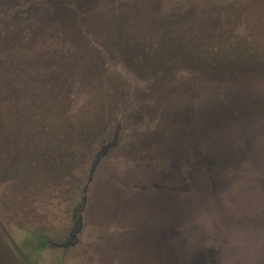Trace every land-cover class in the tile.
Wrapping results in <instances>:
<instances>
[{
	"label": "rangeland",
	"instance_id": "374dc122",
	"mask_svg": "<svg viewBox=\"0 0 264 264\" xmlns=\"http://www.w3.org/2000/svg\"><path fill=\"white\" fill-rule=\"evenodd\" d=\"M186 31L194 34L189 45ZM198 34L206 53L194 51ZM210 53L222 62L218 77L211 66L187 62ZM191 78L199 96L228 91L240 104L259 96L262 106L239 107L242 115L215 133L223 149L191 148L190 162L198 166L201 153L203 171L186 167L188 179L173 184L156 171L184 170L185 159L141 130L151 122L168 127L150 110L155 98ZM139 94L149 96L150 109L136 102L122 113L120 142L107 148L85 193L92 159L118 129L116 112L106 119V111ZM89 130L102 143L92 147ZM135 133L126 144L122 137ZM176 183L184 189L175 201L171 188L166 208L174 240L158 228L154 264H264V0H0V264H116L125 245L114 234L131 228L99 225L90 205L108 190L129 200L142 185L154 193Z\"/></svg>",
	"mask_w": 264,
	"mask_h": 264
},
{
	"label": "flooded vegetation",
	"instance_id": "af4514ba",
	"mask_svg": "<svg viewBox=\"0 0 264 264\" xmlns=\"http://www.w3.org/2000/svg\"><path fill=\"white\" fill-rule=\"evenodd\" d=\"M191 1V0H189ZM194 31V30H191ZM191 31L185 32V37H188L186 39L182 38L181 42L184 40L190 39L194 34ZM176 35H172V37H175ZM184 39V40H183ZM156 39L152 38V43H154ZM220 50V49H219ZM218 61V60H217ZM214 62L211 67H204L210 68L214 70V73L216 77H218V69L221 67L220 63L222 62ZM188 64L193 65L194 67H198L199 69L202 67L199 64L191 63ZM230 68L228 77L231 79H235L237 73L234 70L232 66H228ZM202 69V68H201ZM222 75V74H221ZM220 75V76H221ZM223 79V78H222ZM228 81V80H227ZM197 83V78H191V81L183 83V84H175L172 83L171 86H169V89H173V92L170 93L169 96H157L155 98V108L150 109L149 101L147 97L149 96H142V94H139L138 96H130L128 102H122L124 106L120 107V103L111 105V108L106 111V119L111 117L110 113L116 112V119L115 123H117L116 132L114 133V140L110 141L107 145H105L100 152H97L95 154V157L92 159V166L90 169V176L89 179L85 185L84 192L87 193L90 184L93 180L96 166L101 160L103 154H106L110 146H115L120 142L121 138V130L124 128V126L121 124L122 121L120 120V117L122 113L126 114L127 111H129L131 108H133L134 104L136 102H139L141 106H147L145 107V110H155L158 115L165 117V120L169 119V125L166 127L165 125H155L156 123H148L144 124V128L141 130V132H146L149 134L148 136L151 139H161V142H158V147L161 149H164V152L170 151L172 155H174V158H177L180 160L181 158H184V170L181 167H179V170L174 171V174L171 172H157L156 174L158 176V173L163 174V180L167 179V181H171L173 179L174 181L180 180V182H184L188 179L189 171L186 167L193 166L196 171L199 174L203 171L202 165H203V156L201 153H199L198 156V166L192 165L193 162H190L192 159V150L191 148H196V150L199 151V149H202V147L209 148L211 150L216 149H223L224 143L217 139V136L215 133L221 129V127H224L227 123L229 126L232 121L235 122V118L239 117V114L242 115V111L240 108L248 109L250 107H253L252 111H257L258 106H262L260 103V97L259 96H253L252 98L255 99L249 103H237L234 99V97L230 96V93L227 91V95L225 96H212V98H207L206 96H199L198 92L195 91L193 85ZM179 85V86H178ZM167 88V89H168ZM166 89V90H167ZM170 92V91H169ZM179 92V95L177 94ZM181 93V94H180ZM217 94V93H216ZM206 100H205V99ZM258 101V103L256 102ZM121 103V104H122ZM242 106V107H241ZM240 107V108H239ZM260 111V110H259ZM167 118V119H166ZM237 119V118H236ZM105 124V128L102 130L105 134L109 132V125L111 123L110 120H108ZM120 121V122H119ZM216 122L218 124H216ZM214 123V124H213ZM168 124V123H167ZM183 125V126H182ZM189 126L193 127L196 126L197 128V134L187 131H182L185 127ZM160 130L164 131V136H161ZM168 129V131H167ZM186 129V128H185ZM216 131V132H215ZM74 136L77 135V131L74 132ZM89 135V144L94 147L98 143H102L101 137H98L94 134H91V130L88 131ZM125 135V134H124ZM123 135V136H124ZM158 136V137H157ZM135 137H137L136 133L135 135H126L122 138L126 139V144L131 145V143L135 142ZM142 136H140L141 138ZM134 138V139H132ZM141 141V140H140ZM124 142V144H125ZM58 148L60 150L64 149V145H62V142H58ZM212 152V151H211ZM215 152V151H214ZM169 154V153H168ZM201 154V155H200ZM178 155V156H177ZM194 158V156H193ZM186 162V163H185ZM193 169V168H192ZM168 176H167V175ZM198 174V178H199ZM172 175H175L176 178ZM171 176V177H170ZM143 179H147L144 177ZM131 181L136 180L134 178L129 179ZM144 180V181H145ZM139 180L135 181V183L130 184L129 186H137ZM179 183V182H178ZM177 185V183L175 184ZM173 185L170 187L169 184H161L159 191L157 192H150L149 187H146L142 185L143 191L142 193H136L133 192L131 198L129 200L127 199H121L120 196L116 195L112 191L104 192V196L102 198L100 197L96 203L90 205L87 214L90 215V217H93L96 215L97 218H99V225L106 224L108 226L115 224V225H127V227L131 230L128 231V234L123 233L114 234V240H117L120 243H122L121 249L115 252V262L119 263V260L121 259L124 264H154L155 256H154V248L153 243L156 239L157 235H160V231L163 230L164 233L167 235V241L168 243L171 242V239L174 240L173 237H171V226H170V216L169 212L166 208H169V195L171 193V188H173L176 198L174 199L177 201L179 192L184 189V187H180L179 185L175 186ZM186 189V185H185ZM135 193V194H134ZM119 200V202H117ZM87 194L83 196V203L82 208L83 210H86L87 208ZM114 213V218L119 219V221L115 222L111 220L112 215L111 213ZM78 213L76 210H74V217ZM111 217V218H110ZM82 216L79 214V224H82ZM109 219V220H108ZM107 220V221H106ZM121 220V221H120ZM78 225V224H77ZM158 228H161L160 231ZM75 229L71 232V236L75 237ZM170 232V234H169ZM159 233V234H158ZM112 234H109L110 237ZM71 242H65L59 244L60 246H68ZM107 245L105 246V248ZM107 257H110L111 254H109V251L112 252L111 248L108 246L106 249ZM170 245L167 247V251L170 253ZM183 252V250H182ZM114 255V251L112 253ZM187 253H182V255L186 256ZM200 255V254H199ZM106 257V258H107ZM201 258L200 256H196L195 251L190 252V259L198 262ZM122 263V264H123ZM193 264V263H192Z\"/></svg>",
	"mask_w": 264,
	"mask_h": 264
},
{
	"label": "trees",
	"instance_id": "16d2710c",
	"mask_svg": "<svg viewBox=\"0 0 264 264\" xmlns=\"http://www.w3.org/2000/svg\"><path fill=\"white\" fill-rule=\"evenodd\" d=\"M201 27V26H200ZM202 28V27H201ZM194 28H192V30H193ZM204 29H210L209 27H207V28H202V29H199L198 28V30H204ZM196 30H197V28H196ZM202 33V32H201ZM200 33V34H201ZM200 34H198L199 36H201L200 37V39H198V40H195V42H197V43H199V46L197 45L196 47H193V48H195L194 49V51L196 50V52L197 53H206V46H203L204 44H205V40L203 39L204 37H203V34L202 35H200ZM211 35H212V33L209 31L208 32V38L210 39L211 38ZM207 38V39H208ZM184 42V41H183ZM185 43H188L187 45H189V43H191V42H188L187 40H185ZM201 43L203 44V45H201ZM198 47V48H197ZM209 53V52H208ZM211 56V57H210ZM205 57V59H201V60H197V59H195V61H193L194 63H196V64H199L200 66H211V65H213L214 64V62H213V60H212V57H214V56H212V54L210 53V55H209V57L207 56V55H205L204 56ZM187 62H191V61H187ZM45 245V239L42 241V244H41V246H44Z\"/></svg>",
	"mask_w": 264,
	"mask_h": 264
}]
</instances>
